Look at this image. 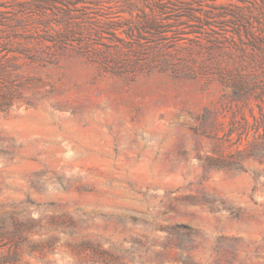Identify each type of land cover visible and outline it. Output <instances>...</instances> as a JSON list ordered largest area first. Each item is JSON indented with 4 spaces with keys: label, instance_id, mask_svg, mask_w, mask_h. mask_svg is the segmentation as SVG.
Masks as SVG:
<instances>
[{
    "label": "rangeland",
    "instance_id": "rangeland-1",
    "mask_svg": "<svg viewBox=\"0 0 264 264\" xmlns=\"http://www.w3.org/2000/svg\"><path fill=\"white\" fill-rule=\"evenodd\" d=\"M0 264H264V0H0Z\"/></svg>",
    "mask_w": 264,
    "mask_h": 264
}]
</instances>
